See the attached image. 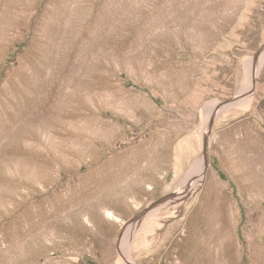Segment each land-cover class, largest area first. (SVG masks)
<instances>
[{
  "label": "rangeland",
  "instance_id": "obj_1",
  "mask_svg": "<svg viewBox=\"0 0 264 264\" xmlns=\"http://www.w3.org/2000/svg\"><path fill=\"white\" fill-rule=\"evenodd\" d=\"M192 244L264 264V0H0V264Z\"/></svg>",
  "mask_w": 264,
  "mask_h": 264
},
{
  "label": "bare ground",
  "instance_id": "obj_2",
  "mask_svg": "<svg viewBox=\"0 0 264 264\" xmlns=\"http://www.w3.org/2000/svg\"><path fill=\"white\" fill-rule=\"evenodd\" d=\"M260 57V56H259ZM259 61V60H258ZM258 63V62H257ZM257 66H259V64H257ZM203 163V158H201L195 165V168L197 166V164H202ZM194 168V169H195ZM202 168V167H200ZM197 244H192V250L189 254V256L191 257L192 261H193V264H197V263H200V262H203V263H207V260L206 259H203L201 258L199 255H198V248H197Z\"/></svg>",
  "mask_w": 264,
  "mask_h": 264
},
{
  "label": "water",
  "instance_id": "obj_3",
  "mask_svg": "<svg viewBox=\"0 0 264 264\" xmlns=\"http://www.w3.org/2000/svg\"><path fill=\"white\" fill-rule=\"evenodd\" d=\"M235 100H229L223 103V106L229 105L231 103H233Z\"/></svg>",
  "mask_w": 264,
  "mask_h": 264
}]
</instances>
